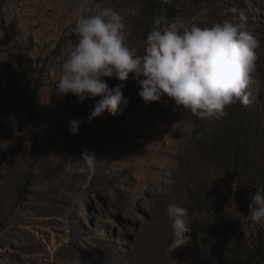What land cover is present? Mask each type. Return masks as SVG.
<instances>
[{"label":"rangeland","instance_id":"rangeland-1","mask_svg":"<svg viewBox=\"0 0 264 264\" xmlns=\"http://www.w3.org/2000/svg\"><path fill=\"white\" fill-rule=\"evenodd\" d=\"M170 7L181 32L246 24L261 81L247 105L213 120L167 96L145 106L130 73L128 105L88 122L100 97L55 94L81 17L119 13L123 43L143 55ZM71 119L84 121L77 135ZM84 149L97 161L81 174ZM263 176L264 0H0V264H264V225L247 216ZM170 204L190 227L171 252Z\"/></svg>","mask_w":264,"mask_h":264},{"label":"clouds","instance_id":"clouds-1","mask_svg":"<svg viewBox=\"0 0 264 264\" xmlns=\"http://www.w3.org/2000/svg\"><path fill=\"white\" fill-rule=\"evenodd\" d=\"M124 24L112 9H97L81 17L75 25L76 43L61 65L55 94H71L78 103L100 97L89 110L88 122L105 112L115 116L129 103L123 89L132 74L140 89L139 98L147 106L167 96L202 120L220 119L233 104L249 103L248 91L259 90L257 72L259 41L243 22L224 20L211 27L192 25L182 32L174 23L160 17L147 34L143 55H136L124 43ZM105 77L120 83L109 88ZM83 119L68 121V131L77 135ZM81 174L94 170L97 158L82 150ZM170 235V252L187 242L190 227L185 210L175 204L166 209ZM249 221L264 225V188L250 195Z\"/></svg>","mask_w":264,"mask_h":264},{"label":"trees","instance_id":"trees-1","mask_svg":"<svg viewBox=\"0 0 264 264\" xmlns=\"http://www.w3.org/2000/svg\"><path fill=\"white\" fill-rule=\"evenodd\" d=\"M169 10L170 11H169L168 14L165 13L163 15H158V16L161 17L162 20L170 22L169 18H171L174 15V13H176V8L170 7ZM262 181H263V184H264V176H263ZM261 188H264V185Z\"/></svg>","mask_w":264,"mask_h":264}]
</instances>
